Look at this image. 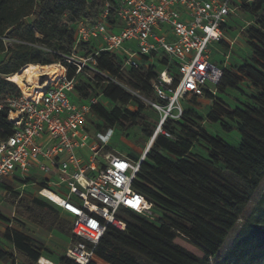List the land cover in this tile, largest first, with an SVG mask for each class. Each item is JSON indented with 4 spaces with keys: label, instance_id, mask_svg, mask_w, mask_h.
I'll use <instances>...</instances> for the list:
<instances>
[{
    "label": "trees",
    "instance_id": "trees-1",
    "mask_svg": "<svg viewBox=\"0 0 264 264\" xmlns=\"http://www.w3.org/2000/svg\"><path fill=\"white\" fill-rule=\"evenodd\" d=\"M241 3L239 15L245 13L257 22L249 29L250 56L236 75L221 68L222 77L215 91L219 95L226 90L241 92L239 86L246 81L255 93L248 97L249 104L234 109L215 99V93L205 90L203 95L213 103L206 121H227L230 125L223 129L237 133L238 146L208 137L202 119L193 111H182L179 119L165 121L161 130L171 138L158 133L142 160L128 158L135 163L141 161L133 190L152 205V214L158 216L151 220L121 210L126 230L106 229L94 249L99 262L208 264L212 260V264H260L264 260V196L248 211L264 182V0ZM106 4L107 26L117 32V0H0V105L7 95H20L16 85L6 78L30 64H57L74 81L72 100L89 104L87 120L92 116L98 122L94 134L137 128L150 141L154 125L150 124L147 109H154L144 101L163 104L155 97L152 85L168 61L155 58L150 62L149 57L142 56L136 68H129L124 66V56L97 52L95 41L77 43V24L97 21ZM233 20L223 27L226 35ZM41 47L51 53L50 58L43 55L46 53ZM72 55L94 56L95 63L76 73L77 67L66 62ZM168 71L175 74L172 65ZM176 83L174 77L173 86ZM12 133L6 109L0 110V144ZM198 142L205 157L192 152ZM0 189L13 207L15 223L23 226L19 221L22 219L45 232L54 231L68 241L74 240L69 220L51 204L13 191L6 183H1ZM0 220L7 225L0 234L5 244L22 256L25 264H36L46 250L43 245L13 229L12 221L1 214ZM179 240L194 251L181 246ZM0 261L15 262L2 245ZM57 264L73 263L62 256Z\"/></svg>",
    "mask_w": 264,
    "mask_h": 264
},
{
    "label": "built area",
    "instance_id": "built-area-1",
    "mask_svg": "<svg viewBox=\"0 0 264 264\" xmlns=\"http://www.w3.org/2000/svg\"><path fill=\"white\" fill-rule=\"evenodd\" d=\"M117 2V32L107 26L106 4L97 21L77 24V43L95 41L97 52L122 55L124 66L129 68H136L142 56L150 62L167 59L152 85L155 97L163 104L146 103L159 114L155 135L169 137L161 126L167 120L179 119L181 100L202 98L205 90L215 93L222 69L212 64L210 46L229 44L223 27L239 17L241 0ZM94 56L72 55L66 62L74 64L78 73L82 67L94 65ZM171 65L175 74L168 71ZM62 69L60 77L30 95L14 83L20 95H7L0 105L13 128L12 135L0 144V184L36 188L37 195L70 222L74 240L62 256L73 264H97L94 249L106 229L126 230L117 213L128 210L151 218L152 205L132 188L141 161L135 163L108 152L107 133L111 131L91 136L87 127L90 106L72 100L74 81ZM36 264L57 263L41 257Z\"/></svg>",
    "mask_w": 264,
    "mask_h": 264
},
{
    "label": "rangeland",
    "instance_id": "rangeland-1",
    "mask_svg": "<svg viewBox=\"0 0 264 264\" xmlns=\"http://www.w3.org/2000/svg\"><path fill=\"white\" fill-rule=\"evenodd\" d=\"M256 20L245 13H241L238 18L230 22V28L227 32V37L229 40V44L225 45H211L210 48L212 50L211 54V62L212 64L216 65L223 69V71H228L232 74L236 75L237 69L243 64L244 61L249 59V52H248V34L249 29L256 27ZM42 52L46 53L43 54L46 58H50L51 53L46 50L45 48H39ZM57 65V64H54ZM58 66V65H57ZM59 74L63 71L61 66H58ZM62 70V71H61ZM57 75V76H58ZM56 77V76H55ZM54 79V78H53ZM52 81L49 79L42 80V84ZM41 84V85H42ZM43 86V85H42ZM240 91H230L226 90L224 94H218L215 91V99L222 102L226 107L230 109H234L237 107H241L242 105L249 104L248 97L255 93L254 89L246 82L242 81L240 84ZM141 100V99H140ZM146 106L148 104L144 101ZM212 102L206 100L205 98L199 99H190L189 97L184 98L180 101L181 111H193L202 119V127L205 130V133L210 138H218L221 141L233 146L237 147L239 144V137L235 131L230 133H226L223 129L224 125H230L227 121L222 120L220 123L210 124L206 121L208 113L212 109ZM134 109V108H131ZM147 113L150 117V124L154 125L153 134H155L156 129L159 124V114L152 110L151 108L147 109ZM97 120L94 117L90 116L87 120V127L89 129V133L91 136L94 135L95 125ZM109 138L108 142V149L107 151L112 153L113 155H120L129 159L138 158V160L143 159V153L148 145L149 140H147L142 132L137 128H127L125 131H121L119 128H115L113 131L107 133ZM94 137V136H93ZM171 138V136L169 137ZM203 146L201 143H195L192 152L197 154L201 157H205L206 154L203 150ZM101 158V157H100ZM6 185H9L13 191H17L24 196H28L31 199H39L47 203L45 200L40 198L37 195L36 188L33 187H26L24 189H16L17 185L11 182H6ZM15 189V190H14ZM46 195V194H45ZM264 196V182L261 185L260 190L253 196L248 211L251 210L257 205L261 197ZM49 204V203H48ZM13 207L7 203V195H5L4 190L0 189V214L5 218L11 220L10 226L13 229H16L23 233L26 236H29L39 243L43 245L46 249L44 252L41 253L42 258L48 260L51 263H57L59 259L62 257L66 247L68 246V239L61 234L56 232H45L41 229L34 227L27 221L19 219L23 226L15 223L12 219L17 218L16 215L13 214ZM151 220L156 218L158 215L152 214ZM118 217H121V213H117ZM62 217V216H61ZM7 225L5 222L0 220V234L6 229ZM231 237V235H230ZM181 246L188 248L191 251H194L190 246H188L183 241H178ZM0 245L3 248L11 252L14 256V264H25L24 259L18 253L14 252L11 247L2 240L0 235ZM228 245V244H227ZM225 246L228 247V246ZM196 252V251H195ZM197 253V252H196ZM0 264H3L0 261ZM8 264V263H7ZM97 264H104L102 262H98ZM208 264H212V260L209 261ZM264 264V260L260 263Z\"/></svg>",
    "mask_w": 264,
    "mask_h": 264
},
{
    "label": "bare ground",
    "instance_id": "bare-ground-1",
    "mask_svg": "<svg viewBox=\"0 0 264 264\" xmlns=\"http://www.w3.org/2000/svg\"><path fill=\"white\" fill-rule=\"evenodd\" d=\"M58 66L54 64L47 66L30 64L22 68L15 75L9 77V79L13 83H16L19 88L24 91L25 94L30 95L35 90L42 87V80L49 79L53 81L62 75V72L58 75ZM25 84H28L30 87H27ZM46 195H48L52 199H55L52 194L46 193Z\"/></svg>",
    "mask_w": 264,
    "mask_h": 264
},
{
    "label": "water",
    "instance_id": "water-1",
    "mask_svg": "<svg viewBox=\"0 0 264 264\" xmlns=\"http://www.w3.org/2000/svg\"><path fill=\"white\" fill-rule=\"evenodd\" d=\"M155 136H156V135L154 134L153 137H152V138L150 139V141L148 142V145H147V147H146V149H145V151H144V153H143V158H144L145 154L147 153L148 149L150 148V146H151V144H152V142H153ZM141 160H142V159H141Z\"/></svg>",
    "mask_w": 264,
    "mask_h": 264
},
{
    "label": "crops",
    "instance_id": "crops-1",
    "mask_svg": "<svg viewBox=\"0 0 264 264\" xmlns=\"http://www.w3.org/2000/svg\"><path fill=\"white\" fill-rule=\"evenodd\" d=\"M60 216H62V215H60ZM62 217H64V218H66V219H68L67 217H65V216H62ZM69 242H70V240H69ZM69 244V243H68Z\"/></svg>",
    "mask_w": 264,
    "mask_h": 264
}]
</instances>
